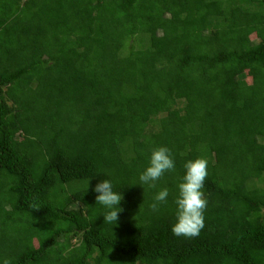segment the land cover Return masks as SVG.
Wrapping results in <instances>:
<instances>
[{
    "label": "trees",
    "instance_id": "16d2710c",
    "mask_svg": "<svg viewBox=\"0 0 264 264\" xmlns=\"http://www.w3.org/2000/svg\"><path fill=\"white\" fill-rule=\"evenodd\" d=\"M159 146L176 170L143 189ZM197 157L205 227L176 237ZM102 172L123 196L114 226ZM0 259L264 264V0H0Z\"/></svg>",
    "mask_w": 264,
    "mask_h": 264
},
{
    "label": "clouds",
    "instance_id": "9594fccd",
    "mask_svg": "<svg viewBox=\"0 0 264 264\" xmlns=\"http://www.w3.org/2000/svg\"><path fill=\"white\" fill-rule=\"evenodd\" d=\"M183 175L180 177L175 188L173 197L174 222L170 230L176 237L196 238L205 227V212L208 207V199L205 195V181L208 177V161L202 157L187 159L183 165ZM176 170V160L171 150L164 146L154 148L145 168L139 173L138 185L156 188L157 182L166 174ZM107 176L95 184L92 191L95 195V204L105 209L102 217L103 222L116 225L119 214L123 211L121 201L122 192L116 191L109 173L102 172ZM89 188V181H88ZM88 191V189H87ZM170 191L167 187L159 189L150 205L154 212L160 210L168 202ZM0 264H12L11 259H0Z\"/></svg>",
    "mask_w": 264,
    "mask_h": 264
},
{
    "label": "rangeland",
    "instance_id": "374dc122",
    "mask_svg": "<svg viewBox=\"0 0 264 264\" xmlns=\"http://www.w3.org/2000/svg\"><path fill=\"white\" fill-rule=\"evenodd\" d=\"M254 40H256V39H254Z\"/></svg>",
    "mask_w": 264,
    "mask_h": 264
}]
</instances>
